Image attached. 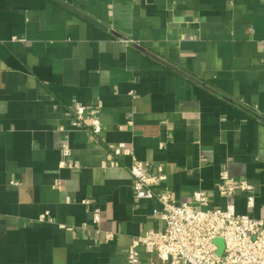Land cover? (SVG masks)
<instances>
[{"label": "crops", "instance_id": "0c3cea01", "mask_svg": "<svg viewBox=\"0 0 264 264\" xmlns=\"http://www.w3.org/2000/svg\"><path fill=\"white\" fill-rule=\"evenodd\" d=\"M77 102L99 140L72 126ZM65 142L79 169L60 167ZM120 142L163 167L156 192L223 207L227 169L264 217V0H0V264H129L134 238L165 230L131 159L113 165Z\"/></svg>", "mask_w": 264, "mask_h": 264}, {"label": "built area", "instance_id": "2783aa9c", "mask_svg": "<svg viewBox=\"0 0 264 264\" xmlns=\"http://www.w3.org/2000/svg\"><path fill=\"white\" fill-rule=\"evenodd\" d=\"M97 107L100 108L101 103ZM89 111L86 105L75 103L71 124L86 129L99 140L103 130L102 121L93 115L89 117V123H85ZM112 154L114 166L120 165L121 159H131L127 168L133 178L135 197L156 198L161 208L154 210V216L166 223L162 232L150 230L133 239L127 253L129 264H264V217L253 216L255 186L249 181L236 179L227 169H223L218 183V192L225 199L223 207H210L211 198L203 190L194 191L190 203L178 202L170 190L162 193L155 190L167 178L163 167L154 173L150 163L138 159L125 142L114 146ZM71 155L70 144L63 143L60 167L79 169V164L71 159ZM238 192L245 193L247 213L237 212L234 200ZM83 202L89 205L92 200L85 199ZM46 214L40 216L41 221L46 218ZM92 220V229L101 233L99 207H94ZM112 238L113 234L106 233V241ZM218 239L224 244L222 254L218 253ZM140 247L144 248L149 257L141 259Z\"/></svg>", "mask_w": 264, "mask_h": 264}, {"label": "rangeland", "instance_id": "374dc122", "mask_svg": "<svg viewBox=\"0 0 264 264\" xmlns=\"http://www.w3.org/2000/svg\"><path fill=\"white\" fill-rule=\"evenodd\" d=\"M216 243L218 245V253L222 254L223 250H224V244L223 241H221L220 239L216 240Z\"/></svg>", "mask_w": 264, "mask_h": 264}]
</instances>
